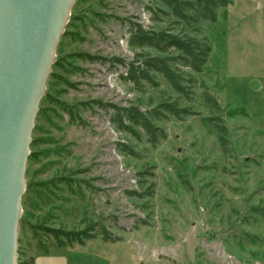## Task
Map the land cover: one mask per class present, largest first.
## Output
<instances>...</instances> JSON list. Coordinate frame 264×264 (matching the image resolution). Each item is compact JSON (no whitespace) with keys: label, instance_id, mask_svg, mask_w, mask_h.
Segmentation results:
<instances>
[{"label":"rangeland","instance_id":"374dc122","mask_svg":"<svg viewBox=\"0 0 264 264\" xmlns=\"http://www.w3.org/2000/svg\"><path fill=\"white\" fill-rule=\"evenodd\" d=\"M149 4L75 0L32 132L18 264L62 248L53 230L91 226L116 242L98 236L79 252L107 264H264V0H233L205 24L213 51L197 76L199 114L159 122L168 137L156 145L116 130L112 110L93 103L148 106L171 92L166 83L136 90L114 60L141 51L128 44L132 22L164 27ZM213 116L227 127L225 149L204 120ZM120 141L137 154L119 151Z\"/></svg>","mask_w":264,"mask_h":264},{"label":"trees","instance_id":"16d2710c","mask_svg":"<svg viewBox=\"0 0 264 264\" xmlns=\"http://www.w3.org/2000/svg\"><path fill=\"white\" fill-rule=\"evenodd\" d=\"M232 3L233 0H150L147 6L150 20L164 23V27L145 28L139 22H132L128 44L141 51L135 52L130 61L120 57L114 60L127 68V75L123 77L136 90L144 92L147 87L159 88L166 83L171 92L167 93V98L148 106L135 102L127 105L104 104L101 100H94L93 103L100 107L112 110L110 119L116 130L138 140L145 137L149 143L156 145L168 137L166 129L159 122L199 114L192 105L197 95L195 88L199 85L197 76L204 71L213 51L210 38L204 33L205 24L216 22L221 10H227ZM87 57L91 62L106 60L98 55ZM202 96L207 106L221 112L222 107L214 96L208 91H204ZM204 120L218 133L220 144L225 149L228 130L223 118L213 116ZM117 149L127 154H137L126 142H118ZM139 175L143 176L144 173L140 172ZM128 194L143 196L136 191H128ZM89 228L82 231L53 230L58 240L56 246H72L74 242L84 244L85 239L98 236L106 242H116L106 227L97 234L90 233L93 227ZM44 251L49 252L48 249ZM22 264H34V257Z\"/></svg>","mask_w":264,"mask_h":264},{"label":"water","instance_id":"95a60500","mask_svg":"<svg viewBox=\"0 0 264 264\" xmlns=\"http://www.w3.org/2000/svg\"><path fill=\"white\" fill-rule=\"evenodd\" d=\"M74 3L0 0V264H18L32 132Z\"/></svg>","mask_w":264,"mask_h":264},{"label":"crops","instance_id":"0c3cea01","mask_svg":"<svg viewBox=\"0 0 264 264\" xmlns=\"http://www.w3.org/2000/svg\"><path fill=\"white\" fill-rule=\"evenodd\" d=\"M94 240L97 239H92L76 247L58 248L53 252L39 251L34 255V264H88L93 260L97 264H107L105 259L98 254L84 256L79 252V249L86 247Z\"/></svg>","mask_w":264,"mask_h":264}]
</instances>
